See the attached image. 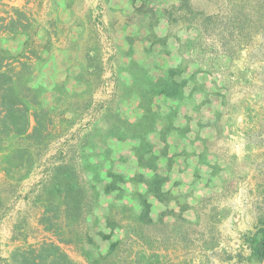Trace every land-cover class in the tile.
Listing matches in <instances>:
<instances>
[{"label": "rangeland", "instance_id": "rangeland-1", "mask_svg": "<svg viewBox=\"0 0 264 264\" xmlns=\"http://www.w3.org/2000/svg\"><path fill=\"white\" fill-rule=\"evenodd\" d=\"M177 1L148 4L162 12ZM191 1L210 14L222 12L220 0ZM140 5L141 0H0L1 63L23 70L22 80L38 90L55 125L62 121L57 126L62 132L49 136L27 177L17 182L0 172V264H6L18 247L58 242L38 223L44 206L37 196L50 163L72 160L80 176L99 190L101 180L111 179L108 171L129 178L136 172L150 173L137 165L138 139L122 140L109 133L113 121L133 123L143 114L138 96L131 92L135 65L146 67L153 78L177 63L173 38L168 40L169 54L160 52L158 45L151 52L146 49L147 15L135 10ZM152 30L162 37L168 28L161 20ZM128 37L133 38L131 44ZM204 43L210 46L212 41ZM24 63L27 66L22 67ZM203 68L208 70L187 80L181 102L156 97L152 104L155 130L146 141L165 177V196L160 200L145 194L142 184L119 183L125 189L123 198L116 197L117 191L111 196L100 193L92 209L89 225L107 232L103 218L111 204L117 208L127 201L133 204L130 193L135 190L151 204L156 226L145 232L152 235L156 229L154 236L160 241L151 248L132 232L125 235L126 227L120 228L114 235L126 238L120 257L134 258L143 249L156 253L153 264H248L242 234L254 230L258 217L264 218V35L255 37L253 47L241 50L231 65ZM195 70L190 64L183 74L188 77ZM67 100L73 110L64 109ZM82 100L90 104L76 108ZM33 124L31 118L30 129ZM168 126L174 129L166 136L164 149L160 131ZM114 213L121 224L131 220L129 212L123 220L117 210ZM90 232L97 249L104 251L108 240ZM209 240L211 248L205 246ZM59 244L77 264H88L73 245Z\"/></svg>", "mask_w": 264, "mask_h": 264}, {"label": "trees", "instance_id": "trees-1", "mask_svg": "<svg viewBox=\"0 0 264 264\" xmlns=\"http://www.w3.org/2000/svg\"><path fill=\"white\" fill-rule=\"evenodd\" d=\"M148 1L141 0V5L135 8L136 12H144L147 15L146 49L151 52L153 46L158 45L162 48L160 52L169 54L171 50L168 48V40L173 38L177 42V63L160 70L161 74L153 78L146 67L139 66L138 63L135 65L136 70L132 72L130 82L133 90H129L138 96L143 114L133 123L113 121L114 126L109 133L116 134L122 140L138 139L139 144L134 148L137 165L150 173L136 172L129 178L108 171L111 179L101 180L103 185L99 190L95 184L80 176L72 160L50 163L45 169V178L40 181L41 189L37 199L42 201L44 207L38 223L44 231L56 236L58 242L45 240L37 246L18 247L11 253L6 264H77L59 243L73 245L88 264H153L158 260L156 253L146 254L143 249L136 252L134 258H131L130 254L120 257V249L126 238L114 236L118 229L126 227L125 235L132 232L144 242L142 244L146 243L151 248L154 247L152 244L160 241L154 236L156 229L152 231V235L145 232L147 227L156 226L150 216L151 204L146 200L145 194H151L160 200L166 194L162 188L165 177L160 175L153 149L146 141L147 134L155 130L153 124L156 112L152 109L154 99L161 97L164 101L181 102L186 97L184 86L187 80L193 79L197 72L208 70L203 66L213 64L214 67H227V64L231 65L238 59L241 50L253 47L254 38L264 35V0H220L219 9L222 12L213 14L195 6L191 0H178L177 3L162 9V12L149 5ZM161 20L166 22L168 30L165 35L159 37L152 28ZM183 29L192 33L187 34ZM206 39L212 41L210 46L204 43ZM128 42L131 44L133 38L128 37ZM216 44L219 45L218 49L214 47ZM190 64L194 65L196 70L185 77L183 73L188 70ZM22 65L27 66L26 63ZM24 76L23 70H14L0 61V172L17 182L32 172L39 155H42L47 147L49 136L62 132L58 129L62 126V121L55 125L57 122L53 120L51 109L41 104L38 90L28 87L22 80ZM66 102L64 109L73 110L70 100ZM89 104L88 100H82L77 103L76 108L87 107ZM63 112L65 113V110ZM170 112L174 114L175 109L171 108ZM62 114L60 113L61 117ZM31 118L34 124L30 129ZM48 126L53 129H47ZM173 129L174 127L168 126L160 131L161 141L165 143L164 149L167 148L166 136ZM175 130L184 134L178 127ZM82 147H85V144L82 143ZM94 174L98 178L99 173L94 171ZM126 182L142 184L145 194L135 190L130 193L133 204L127 201L128 203L124 202L119 208L111 204L103 218L109 231L97 229L98 225L95 224L89 225L99 194L111 196L112 192L117 191L116 197L123 198L125 189L119 183ZM114 210L122 215L120 220L127 219L126 212H129L131 220L125 225L119 223ZM95 221H99V218L96 217ZM90 230H94L95 235L102 240H108L104 251L99 247L97 249ZM211 240L205 243L207 248L214 246ZM242 242L249 251L246 262L261 264L264 260L263 217H258L254 230L242 234Z\"/></svg>", "mask_w": 264, "mask_h": 264}]
</instances>
